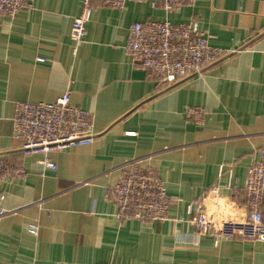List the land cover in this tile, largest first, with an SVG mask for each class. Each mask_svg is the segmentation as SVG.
Listing matches in <instances>:
<instances>
[{"label": "crops", "instance_id": "0c3cea01", "mask_svg": "<svg viewBox=\"0 0 264 264\" xmlns=\"http://www.w3.org/2000/svg\"><path fill=\"white\" fill-rule=\"evenodd\" d=\"M92 5L76 52L70 29L81 0H33L0 17V156L26 173L0 183V264H264V242L214 244L186 213L203 197L214 220H245L246 172L264 151V0H198L168 14L149 3ZM191 19L229 54L201 75L168 88L125 55L134 23ZM64 92L90 114L92 144L22 154L15 104ZM188 107L204 110L203 123L186 120ZM130 162L180 199L166 222L114 218L111 189Z\"/></svg>", "mask_w": 264, "mask_h": 264}, {"label": "built area", "instance_id": "2783aa9c", "mask_svg": "<svg viewBox=\"0 0 264 264\" xmlns=\"http://www.w3.org/2000/svg\"><path fill=\"white\" fill-rule=\"evenodd\" d=\"M95 0H81V12L73 18L70 39L74 52L84 42ZM102 6L122 10L127 2L149 3L165 13L182 8L192 9L198 0H97ZM33 0H0V17L13 19L23 10H31ZM125 55L139 69L147 72L168 88L188 78L201 75L229 54L210 45V36L199 31L197 21L172 24L169 21L134 23L124 46ZM205 112L200 107L185 110L187 121L203 123ZM12 133L24 155L43 154L69 147L92 144L95 133L92 118L85 110L71 103L69 92L51 103L17 102L12 118ZM42 164L55 169L48 159ZM25 171L7 163L0 156V183L9 179H24ZM246 217L241 223L216 221L207 214L204 198L186 203L187 222L211 238L214 244L221 239L241 238L264 242V151L247 169L243 186ZM3 196H0V203ZM111 201L117 210L118 221L166 222L169 210L180 199L170 196L164 184L136 162L127 164L120 181L111 189ZM6 212L1 208L0 217ZM31 225L28 232L36 234Z\"/></svg>", "mask_w": 264, "mask_h": 264}]
</instances>
